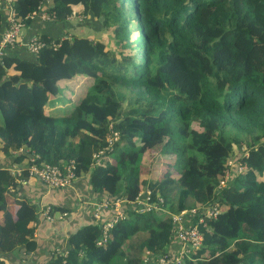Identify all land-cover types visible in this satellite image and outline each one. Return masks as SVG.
Masks as SVG:
<instances>
[{
    "label": "trees",
    "instance_id": "16d2710c",
    "mask_svg": "<svg viewBox=\"0 0 264 264\" xmlns=\"http://www.w3.org/2000/svg\"><path fill=\"white\" fill-rule=\"evenodd\" d=\"M13 2L24 26L42 13L69 26L74 18L98 21L117 47L38 34L45 46L30 53L34 61L11 47L0 56V154L15 158L21 180L31 178L32 156L38 168L74 161L77 180L87 177L108 203L49 264H146L147 252L173 257L175 241L189 251L181 264L221 255L264 264V0ZM6 5L0 0V44ZM15 177L0 169V264L13 255L26 261L38 248L37 208L18 197ZM146 203L152 210L140 212ZM214 206L219 213L209 217ZM50 209V216L70 212ZM118 211L123 217L105 237ZM182 212L203 235L193 252L173 219Z\"/></svg>",
    "mask_w": 264,
    "mask_h": 264
},
{
    "label": "crops",
    "instance_id": "0c3cea01",
    "mask_svg": "<svg viewBox=\"0 0 264 264\" xmlns=\"http://www.w3.org/2000/svg\"><path fill=\"white\" fill-rule=\"evenodd\" d=\"M5 3L7 4L6 0ZM32 20L31 25L24 26L20 42L11 48L8 53L18 55L22 59L34 61V57L26 48V44L32 37L38 34L49 36L64 34L70 36V32L78 27L77 25L69 26L70 22L60 24L48 20L44 21L41 16ZM14 161V157L7 158L0 154V169H11L15 165ZM19 183L21 184V191L18 197L28 198L30 203L37 208L38 214L34 237L38 248L26 261L21 262L18 256L13 255L8 257V262L10 264H49L53 250L60 253L65 252L69 247L70 235L79 228L93 224L95 207L101 202V198L92 191L87 177L76 180L67 188H53L34 178L23 179ZM14 191L15 189L10 192ZM143 201L138 202L142 204ZM53 207L69 209V215L57 212L51 215L52 219L50 220L47 218L46 212H50V208ZM1 223L3 225L4 218ZM180 251H182V248L179 242L175 241L170 244L168 253L176 256Z\"/></svg>",
    "mask_w": 264,
    "mask_h": 264
},
{
    "label": "built area",
    "instance_id": "2783aa9c",
    "mask_svg": "<svg viewBox=\"0 0 264 264\" xmlns=\"http://www.w3.org/2000/svg\"><path fill=\"white\" fill-rule=\"evenodd\" d=\"M7 6L6 10L9 11L8 13V26L5 29V31L2 34V40L0 44V56L4 55V50L8 47H15L18 42H20V39L22 37V30L24 28V25L21 24L17 19V13L14 9V2L13 0H6ZM41 18L46 21H52L54 18H51L48 14L42 13ZM45 44L41 41H39L36 37H33L29 40V42L26 44L27 51L29 53L34 54L35 56H39V53L44 48ZM110 146H113V142L111 141ZM38 158L37 155L32 156L30 158V163H32L30 166L29 175L31 178L37 179L43 184L53 187V188H67L70 187L78 178V175L76 174L77 170V164L72 161L68 166H66L64 169H61L59 167H53L50 165H45L46 167L38 168L36 167V159ZM97 159V163L99 164V157H95ZM233 162H229V168H233ZM240 171L242 169H239ZM12 174H14L16 179L18 181H21L20 176L22 174L19 167L15 164L11 168ZM226 181L221 182V185H225ZM11 190H13V187H11ZM144 204V203H143ZM108 205L107 202L105 203H99L95 207V217L99 218V212L102 208H106ZM117 205V204H116ZM144 210H152V207L146 203ZM192 213H195L193 211ZM219 213V207L214 206L213 208H210L206 210V214L209 217H216ZM187 213L182 212L180 215H175L174 220L177 222V230L178 235L182 242L184 243L185 248L190 247L191 249L198 250L201 248L203 243V235L200 233L198 227L191 224V226H187L184 217ZM46 216L48 219H52L50 216V212H46ZM122 215L116 216V219L113 222H107L102 230L104 233V236L107 237L108 232L111 228H113L114 224L122 219ZM203 222V218L200 220L199 223ZM103 242L100 241L98 244L101 245ZM189 251L186 249V251H182L181 254L178 256H169L168 254H160L157 256H152L151 253L147 252L145 256V263L146 264H181L184 257L187 255Z\"/></svg>",
    "mask_w": 264,
    "mask_h": 264
},
{
    "label": "rangeland",
    "instance_id": "374dc122",
    "mask_svg": "<svg viewBox=\"0 0 264 264\" xmlns=\"http://www.w3.org/2000/svg\"><path fill=\"white\" fill-rule=\"evenodd\" d=\"M72 22L74 23V25H77L78 27L76 29H74L72 32H70V34H71L70 37H72V36H90V37L95 38V39H103V41L107 44V46L112 49V51L117 52V47H116L115 41L112 39L110 32L106 31L104 29V26L102 24H100L98 21H92V22L80 24L79 22H81V19L80 18H74V19H72ZM136 35H137V33L130 35L131 40L135 39ZM74 92H75V89H74ZM66 103H67V101H66ZM62 111H66V110H62ZM151 160H154V155L150 156V158L148 159L147 162H150ZM142 166H145V168H143V171H142L143 173L141 174V175H143L142 179H144V177L148 178L151 174V169L154 166H151V162L148 164H142ZM233 166H235V165L233 164ZM125 201L126 200L119 201L116 205V208H118ZM139 201H142V200L139 199ZM158 210H160V209L157 208L156 211H158ZM140 212H142V210H140ZM117 215L123 216V214L119 211L117 212ZM0 224H1V219H0ZM193 251H195V250L193 249L192 252ZM188 255H189V252L187 253L186 256H188ZM183 262H184V260H183ZM207 264H234V262L232 261L231 258L224 257L223 255H221V256H218L215 260H213L211 262L209 261Z\"/></svg>",
    "mask_w": 264,
    "mask_h": 264
}]
</instances>
